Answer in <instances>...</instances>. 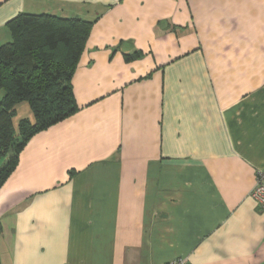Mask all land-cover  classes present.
Segmentation results:
<instances>
[{
	"label": "crops",
	"instance_id": "obj_1",
	"mask_svg": "<svg viewBox=\"0 0 264 264\" xmlns=\"http://www.w3.org/2000/svg\"><path fill=\"white\" fill-rule=\"evenodd\" d=\"M21 13L93 24L78 110L0 187L1 263L264 264V0H0V44Z\"/></svg>",
	"mask_w": 264,
	"mask_h": 264
},
{
	"label": "trees",
	"instance_id": "obj_2",
	"mask_svg": "<svg viewBox=\"0 0 264 264\" xmlns=\"http://www.w3.org/2000/svg\"><path fill=\"white\" fill-rule=\"evenodd\" d=\"M92 24L47 13L9 21L11 40L0 44V187L36 133L78 110L72 80ZM24 103L31 113L18 117Z\"/></svg>",
	"mask_w": 264,
	"mask_h": 264
},
{
	"label": "built area",
	"instance_id": "obj_3",
	"mask_svg": "<svg viewBox=\"0 0 264 264\" xmlns=\"http://www.w3.org/2000/svg\"><path fill=\"white\" fill-rule=\"evenodd\" d=\"M251 195L257 201L260 209L264 210V170L258 173ZM166 264H189V261L187 257L181 256L170 260Z\"/></svg>",
	"mask_w": 264,
	"mask_h": 264
},
{
	"label": "rangeland",
	"instance_id": "obj_4",
	"mask_svg": "<svg viewBox=\"0 0 264 264\" xmlns=\"http://www.w3.org/2000/svg\"><path fill=\"white\" fill-rule=\"evenodd\" d=\"M3 89L0 88V93H2ZM29 113H31V108L29 107V105L27 103H24L20 108H19V116L18 117H24L26 115H28ZM16 118V125H17V122L19 120V118Z\"/></svg>",
	"mask_w": 264,
	"mask_h": 264
}]
</instances>
